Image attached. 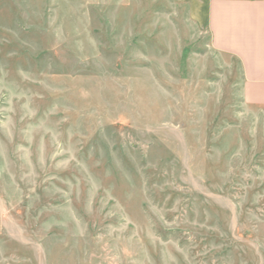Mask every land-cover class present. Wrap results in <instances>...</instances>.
<instances>
[{"label": "rangeland", "instance_id": "rangeland-1", "mask_svg": "<svg viewBox=\"0 0 264 264\" xmlns=\"http://www.w3.org/2000/svg\"><path fill=\"white\" fill-rule=\"evenodd\" d=\"M176 0H0V264H264V105Z\"/></svg>", "mask_w": 264, "mask_h": 264}, {"label": "crops", "instance_id": "crops-1", "mask_svg": "<svg viewBox=\"0 0 264 264\" xmlns=\"http://www.w3.org/2000/svg\"><path fill=\"white\" fill-rule=\"evenodd\" d=\"M205 24L212 48L234 56L244 97L264 105V0H176Z\"/></svg>", "mask_w": 264, "mask_h": 264}]
</instances>
